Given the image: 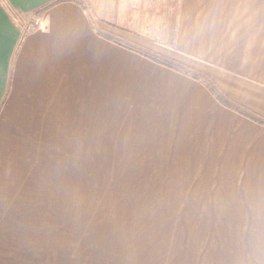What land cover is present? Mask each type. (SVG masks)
<instances>
[{"label": "rangeland", "instance_id": "rangeland-1", "mask_svg": "<svg viewBox=\"0 0 264 264\" xmlns=\"http://www.w3.org/2000/svg\"><path fill=\"white\" fill-rule=\"evenodd\" d=\"M6 6L21 36L0 102V264H90L100 239H264V142L254 160L202 142L175 72L99 35L169 56L179 0Z\"/></svg>", "mask_w": 264, "mask_h": 264}, {"label": "crops", "instance_id": "crops-1", "mask_svg": "<svg viewBox=\"0 0 264 264\" xmlns=\"http://www.w3.org/2000/svg\"><path fill=\"white\" fill-rule=\"evenodd\" d=\"M49 1L0 0V102L21 36L5 5L33 13ZM69 3L56 9L75 7ZM179 4L177 48L163 57L185 72L162 67L175 72L167 82L169 93L197 104L195 109L179 108L182 121L191 124L188 117L194 116L202 142L216 140L212 147L218 142L219 148L244 153L250 149L254 160L262 155L264 125L219 103L207 84L249 116L264 120V0ZM32 42L33 37L24 44L29 49ZM233 133L237 135L229 138ZM96 253L90 264H264V239H100Z\"/></svg>", "mask_w": 264, "mask_h": 264}, {"label": "trees", "instance_id": "trees-1", "mask_svg": "<svg viewBox=\"0 0 264 264\" xmlns=\"http://www.w3.org/2000/svg\"><path fill=\"white\" fill-rule=\"evenodd\" d=\"M107 34L108 33H102V32L99 33V35H101L102 37H104L107 40H110V41L114 42L115 44L121 45V46H123L125 48H128L129 50H137V52H139L140 54L144 55L145 57H147L151 61L157 63L158 65L167 66V67H170V68H174V69H176L178 71L185 72V70H183L182 67L171 63L169 60L165 59L164 57H159V56L154 55L152 53L140 51L139 49H136L135 47H133L131 45H128L126 43H123V42L119 41L118 39H115V38H113V37H111L110 35H107ZM191 75H192V77H196L197 78V75H195V73H192ZM207 86L215 94V97L217 98V100L219 101V103H221L222 105H224L226 107L231 108L232 110L238 112L239 114H242L244 116H248V117L254 119L256 122L264 125V120L258 119L256 117L249 116L243 109H241V108H239V107H237V106L229 103L225 98H223L217 92V90H215L213 88V86L211 84H207Z\"/></svg>", "mask_w": 264, "mask_h": 264}]
</instances>
